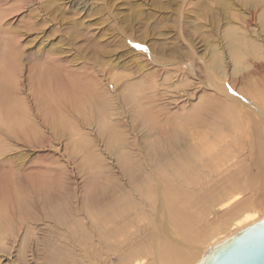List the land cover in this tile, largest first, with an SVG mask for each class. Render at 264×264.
<instances>
[{"label":"rangeland","instance_id":"374dc122","mask_svg":"<svg viewBox=\"0 0 264 264\" xmlns=\"http://www.w3.org/2000/svg\"><path fill=\"white\" fill-rule=\"evenodd\" d=\"M263 13L264 0H0V52L23 70L16 100L36 118L30 75L49 72L58 78L51 96L79 87L93 95L86 117L69 114L73 131L42 125L30 142L0 131V183L14 198L6 206L0 192V264H129L139 254L157 264L155 248L180 232L155 201L158 181L195 219L180 238L186 245H177L190 264L202 257L193 259L188 246L204 249L247 225L230 214L253 210L261 218L264 172L242 129L234 166L200 165L180 183L162 167L172 163L169 153L195 151L203 136L232 141L235 131H214L223 109L256 122L248 103L257 81L264 85ZM229 26L249 45L237 58ZM259 137L264 142L262 127ZM94 195L100 207L111 200L129 206L114 236H105L109 212L94 208ZM226 202L235 206L229 214L218 209ZM60 214L66 223L55 220Z\"/></svg>","mask_w":264,"mask_h":264},{"label":"bare ground","instance_id":"6f19581e","mask_svg":"<svg viewBox=\"0 0 264 264\" xmlns=\"http://www.w3.org/2000/svg\"><path fill=\"white\" fill-rule=\"evenodd\" d=\"M261 18L262 20L260 22V26L263 29L261 31L264 32V13ZM228 29H229L228 35L230 36V38H228V40L230 41V42L228 41L229 48H230V54H231V57L237 58L239 54H241L245 49L248 48L249 45L243 42L244 37L242 38L240 34H238L235 31V29H233L230 26L228 27ZM247 36L248 34L246 35V37ZM7 48H10V47H7ZM250 49H251V46H250ZM13 53L15 52L13 51ZM215 58L216 56H213V61H215ZM262 58L264 59V57ZM16 62H15L14 56L10 55L9 53L7 54L5 52H0V131L1 132L3 131L4 133H7V135L12 136V137L20 136L23 139H25L27 142H30V139L34 138V136H36L40 132V126L42 125L44 127L47 126L49 127L50 130H53V132H58L59 130L60 131L61 130L62 131L72 130L69 125V122L72 123V121L70 120L71 117L69 116V114H74L76 116H79L80 118H84L87 116L86 114L90 112L89 102L92 100L93 95L90 94V92L86 90H82L81 89L82 87H79L77 89L78 92H76L77 90H74L73 88L75 93L73 91H67V94H66L65 90H63L64 92L62 91L60 99H58L57 97L56 98L53 97V95L51 96V91L52 90L54 91V88L56 86L54 84L57 83L58 78L55 74H52L49 72L46 75L42 74L43 77H37V78L35 77V75H30L31 78L29 80L32 82L31 85H32V90H33L31 92V95L33 97V103H34L33 106L36 107L39 113L38 115L39 117L37 116L35 118L34 117L35 110H33V108L32 109L29 108L27 105L28 103L26 101H25V104L21 103L20 101H23L24 100L23 98H22L23 100H19V98L18 100H16L14 96V93H13L14 82L16 81V79L18 80L23 76V70L21 69V67L19 68L21 63L20 65H17L18 63ZM256 70H259L258 72H262L261 66L260 67L256 66ZM30 73L28 72V74ZM223 77L224 76H222V78ZM260 82L261 80L257 81V85H256L257 87H254V88L252 87L251 89L252 98L250 99L251 106L248 103V107L253 115V118H256V122L255 121H254L255 123L252 122V117L248 118L247 116H244L245 114L243 115L241 110H238L236 113H232L233 111L231 110L232 108L230 109L231 111L229 109H223L221 117L224 115V119L220 121L221 123L218 125L219 127L216 126V128H214V131H217V130L219 131L223 129H225L228 132L235 131L236 135L235 134L233 135V140L225 141L226 139H224V136L222 135V133L220 134L217 133V134L212 135L208 139L204 138L205 136H203L200 139L198 138L199 144L197 145L198 148L197 147L194 148L195 151H184L185 150L184 149V150H179V151L177 150L175 152L169 153V155L171 154L174 156V159L171 160L172 163H168L167 166L162 167L163 169L165 168L166 170L164 171V174L166 175L167 180H170L171 182H176V183H180V181H183V180H190L191 173L195 172L197 167L200 168V165H202L203 167V166H210L212 164L213 166L217 168L221 166H225V165L227 166L229 165V167L234 166L236 164L234 159H235L236 153L238 152L237 149L240 147L239 143L241 145V142H239L240 134H238L239 133L238 131H240L241 129L244 131V133L248 137V142L246 143V145H247V148L251 151L252 156L255 160V163L259 165L262 171L264 172V142H262L259 137V128L260 127L264 128V85H262L263 87H260L259 86ZM221 85L222 84L220 85L213 84L212 87L214 89L220 90L221 92L227 95L228 92L225 90V87H224L225 84L223 86ZM57 87H59V85ZM51 88L53 89L51 90ZM67 88L68 87H65L66 90ZM231 98L232 97H230V99ZM233 99L234 98H232V100ZM241 100L242 99H240L238 102L246 105V102H243ZM232 143H234L233 149L231 146ZM0 149H2V147H0ZM163 157H166V155H164ZM155 164L156 166L161 167L162 158L160 155H159L158 161L155 162ZM2 181H5L4 178ZM6 183L7 182H4V184ZM158 183H159V192L157 193V198L155 199V201L159 205H161L164 211L166 212V214L169 215L175 221V223L178 224V229L180 232L175 233L176 237L178 238H174L172 234L169 232L168 234L169 236L167 238L170 240V242L167 243V241H164L165 244H161L160 247L155 248V252L153 254L154 255L153 263L190 264L188 262L189 261L188 258H185L187 261H184V259L180 257L179 252L177 250L178 249L177 245L179 244H182L184 246L186 245L182 243L180 238H182L183 236H186L188 232L193 229L196 223L195 219L192 216H189L188 214L183 213V211H181V205L179 204L180 201L172 199L171 194L166 195V196L163 195L162 182L158 181ZM8 186H9V183H8ZM6 188H7L6 186H3V183L2 185L0 183V192L3 194L2 197L4 198L3 200L7 203L6 204L7 206L9 201L11 199L14 200V198L10 197L11 193L9 194L8 189L6 190ZM1 193L0 195H2ZM173 196H175V194H173ZM21 197H22V194H21ZM99 198L100 197L98 195L96 196L94 195L92 197V205L96 203V205H94L95 206L94 208L102 210V208L104 207L103 209L106 208L108 210L109 214H107V216L109 220L108 222L104 223L105 226H107L105 228V230L107 231L105 236L107 237L109 235L114 236L115 233L118 232L117 228H119L120 221L125 218L126 214H128L127 211L129 209V206L126 201L118 202L115 200H111L110 202H108L107 205L105 204V206L100 207L97 205L98 204L101 205L104 201L100 202L101 199ZM13 200H11V202ZM231 200L232 199H230V201ZM231 202H233V200ZM231 202H226L223 205H221L220 208H218L219 211L222 209H226V208L229 209V205ZM233 208H235V206H233L231 209ZM231 209L227 210L226 213L229 214L231 212L230 211ZM230 215H232L233 218H237L238 216L242 218L244 217L246 219L244 220L247 222V225L244 226L243 228L264 218V215L261 216L260 218V215L256 211H253V210H244L240 213V215L238 213H232ZM57 218L58 219H55L57 222L64 223L66 219V215L60 214V216H57ZM240 230L238 229V231ZM235 233L236 231L234 233H230L228 236H225V237H220V238L217 237L214 241L212 239L213 245L209 244L211 246L205 247L204 249L199 250L200 247L199 249H197V247L191 245V246H188V250H193V251L195 250L194 252H192L193 259H196V258L199 259L200 256L203 258V256L207 253V251L210 248L218 245L219 243L228 239L230 236H232ZM198 235L199 234L195 236L196 237L195 239H197ZM216 236L217 234L215 235V233L211 235L212 238H215ZM209 242H210V238H209ZM197 250L200 251V254L198 256H196ZM49 259H51V261L53 262L52 257H49ZM148 263H150V260L147 257H142L141 254H139L137 258L129 262V264H148ZM41 264H64V263H41Z\"/></svg>","mask_w":264,"mask_h":264},{"label":"water","instance_id":"95a60500","mask_svg":"<svg viewBox=\"0 0 264 264\" xmlns=\"http://www.w3.org/2000/svg\"><path fill=\"white\" fill-rule=\"evenodd\" d=\"M197 264H264V218L210 248Z\"/></svg>","mask_w":264,"mask_h":264}]
</instances>
